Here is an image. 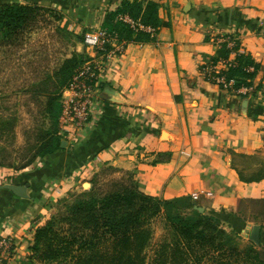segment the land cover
I'll list each match as a JSON object with an SVG mask.
<instances>
[{
    "label": "crops",
    "instance_id": "obj_1",
    "mask_svg": "<svg viewBox=\"0 0 264 264\" xmlns=\"http://www.w3.org/2000/svg\"><path fill=\"white\" fill-rule=\"evenodd\" d=\"M154 1L160 22L153 39L130 41L118 53L113 45L92 53L102 68L91 123L24 170L0 167V185H28V197L0 187V237L17 242L0 264H23L36 226L55 203L106 165L134 172L146 193L188 198L225 229L264 246V208L257 203L264 199V178L247 182L233 163L250 165L248 171L264 167V0ZM9 2L64 8V22L80 35L103 28L107 12L124 0H0ZM225 34L235 35L257 65L247 94L201 73ZM80 43L82 52L87 45ZM194 193L201 195L194 199Z\"/></svg>",
    "mask_w": 264,
    "mask_h": 264
},
{
    "label": "trees",
    "instance_id": "obj_2",
    "mask_svg": "<svg viewBox=\"0 0 264 264\" xmlns=\"http://www.w3.org/2000/svg\"><path fill=\"white\" fill-rule=\"evenodd\" d=\"M3 17L15 16L18 20L12 32L17 33L39 18L45 7L38 4L9 2L2 4ZM51 10V9H48ZM121 14H129L140 19L145 25L159 26V4L149 0L144 6L139 0H124L123 4L107 12L103 28L118 34L120 40H150L153 34L136 31L120 19ZM234 36L232 34H228ZM224 36H227L226 34ZM83 41L84 37H78ZM111 49L107 45V52ZM231 48L223 43L211 61L228 58ZM84 54L74 53L48 74L45 79L28 93L45 98L43 113L49 127L43 129L31 157L23 159L20 169L31 166L37 159L49 156L62 148L63 134L60 118L63 110V93L71 83L81 64ZM237 64L225 71L228 77L236 79V87L252 85L256 71H248L256 65L249 54L238 53ZM205 66V65H203ZM246 158L244 154H237ZM241 179L247 182L264 178V167L248 171L250 165L238 166ZM1 165V164H0ZM122 172L121 175H115ZM92 186L74 193L63 206L58 207L43 224L34 231L31 246V262L41 264H264V247L259 249L254 243L248 248L231 243L228 231L215 215L200 211L188 198L167 200L146 193L139 187L134 172L117 167H105L94 174ZM61 200V199H60ZM264 208V199L257 200ZM166 207L167 209H165ZM176 209L172 214L170 209ZM188 209V210H187ZM165 217L171 238L164 240L150 258L148 248L152 246L154 229L152 221ZM25 264V263H23ZM33 264V263H32Z\"/></svg>",
    "mask_w": 264,
    "mask_h": 264
},
{
    "label": "rangeland",
    "instance_id": "obj_3",
    "mask_svg": "<svg viewBox=\"0 0 264 264\" xmlns=\"http://www.w3.org/2000/svg\"><path fill=\"white\" fill-rule=\"evenodd\" d=\"M43 7L45 10L40 11L43 15L36 18L32 25L26 24L23 31L20 30L17 38L12 41L15 34L12 29L18 20L15 16L3 17L0 4V167H6L14 173L22 170L20 167L23 159L34 155L35 150L30 148L37 143L41 131L49 127L43 113L45 98L35 96V93H28V91L38 86L48 74H53V71L74 53L84 54V62L81 66L92 62L95 57L93 55L98 54L96 47L85 43L84 30H80L78 35L73 24L64 22V8L61 10L57 6ZM78 21L79 19L75 23H79ZM78 37H84L83 41L87 45L86 50L82 52L78 50L81 45V39ZM105 167L117 166L106 165L103 168ZM121 174L122 172L115 173V175ZM90 181L91 179L82 180L79 186L69 190L61 200L55 203L50 215L67 201L63 199H70L74 193L89 189L92 186ZM169 211L172 214L177 213L176 209ZM151 226L154 229V239L147 253L152 259L155 257L159 244L166 239L171 241L172 238L165 217L154 219ZM227 231L229 232L227 237L234 245L248 248L252 243L255 244L252 240L243 239L234 230ZM257 247L261 249L264 246L257 245ZM31 254L27 256L24 263L39 264L30 261ZM50 264L69 263L64 261Z\"/></svg>",
    "mask_w": 264,
    "mask_h": 264
},
{
    "label": "built area",
    "instance_id": "obj_4",
    "mask_svg": "<svg viewBox=\"0 0 264 264\" xmlns=\"http://www.w3.org/2000/svg\"><path fill=\"white\" fill-rule=\"evenodd\" d=\"M120 19L128 24L132 29L139 31H147L155 34V28L145 25L140 19H135L129 14H121ZM85 43L89 46L96 47L99 50L106 51L107 45H113L114 52H122L125 49L127 40H120L118 34L110 33L105 28H100L93 31H87L85 34ZM233 35V34H232ZM218 43L222 46L226 43L231 48V55L228 58H220L216 63L213 61L205 64L202 67L201 73L204 77L212 80L223 89L236 91L240 94H247L254 85H241L236 87V79L227 76L225 71L237 64L235 56L238 53H244L239 47L238 38L234 36H221L218 38ZM93 62V63H92ZM82 65L71 83L65 88L63 93V110L60 118L61 132L64 137L71 133L73 129L85 127L93 118V102L94 97L100 88L98 83L101 65H97L92 61ZM96 64V65H95ZM248 71L254 72L257 70L255 65H250ZM68 93V94H67ZM210 194V193H209ZM201 193H194L193 198L198 199ZM17 242L11 236L0 237V259L5 261L13 256L16 251Z\"/></svg>",
    "mask_w": 264,
    "mask_h": 264
},
{
    "label": "water",
    "instance_id": "obj_5",
    "mask_svg": "<svg viewBox=\"0 0 264 264\" xmlns=\"http://www.w3.org/2000/svg\"><path fill=\"white\" fill-rule=\"evenodd\" d=\"M0 187L10 189L16 195L20 197H28V192H27L28 185H16V184L7 183V184L0 185ZM258 232H259V229L256 228L255 235H257Z\"/></svg>",
    "mask_w": 264,
    "mask_h": 264
}]
</instances>
